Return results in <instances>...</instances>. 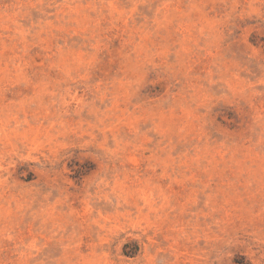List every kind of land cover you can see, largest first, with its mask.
Wrapping results in <instances>:
<instances>
[{"label": "rangeland", "instance_id": "obj_1", "mask_svg": "<svg viewBox=\"0 0 264 264\" xmlns=\"http://www.w3.org/2000/svg\"><path fill=\"white\" fill-rule=\"evenodd\" d=\"M0 264H264V0H0Z\"/></svg>", "mask_w": 264, "mask_h": 264}]
</instances>
